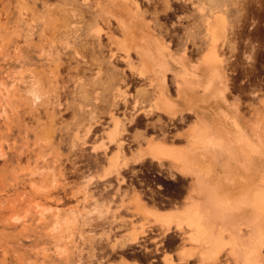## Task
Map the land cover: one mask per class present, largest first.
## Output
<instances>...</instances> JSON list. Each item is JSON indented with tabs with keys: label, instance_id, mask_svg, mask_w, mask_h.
<instances>
[{
	"label": "rangeland",
	"instance_id": "374dc122",
	"mask_svg": "<svg viewBox=\"0 0 264 264\" xmlns=\"http://www.w3.org/2000/svg\"><path fill=\"white\" fill-rule=\"evenodd\" d=\"M131 1L0 0V264H264V242L256 247L264 221L250 205L254 190L264 188V0L260 7L248 0H137L134 12L148 26L135 39L117 22ZM218 1L230 35L211 80L197 7L203 3L207 13ZM151 79L177 118L156 108ZM117 88L128 92L126 104L112 105ZM141 90L149 94L136 110L131 103ZM110 110L125 128L112 142ZM203 128L225 144L212 141L192 164L223 202L225 218L212 219L211 235L223 229L215 255L188 239L186 228L172 223L167 231L148 213L159 211L142 202L167 206L183 198L174 209L184 208L194 175H182L169 158L135 154L148 139L184 148L189 132ZM118 146L120 165L111 166ZM202 196L194 195L204 202ZM136 197L146 210L138 213L152 218L139 225L128 205L134 208ZM232 236L235 246L227 242ZM249 247L256 253L245 263Z\"/></svg>",
	"mask_w": 264,
	"mask_h": 264
},
{
	"label": "bare ground",
	"instance_id": "6f19581e",
	"mask_svg": "<svg viewBox=\"0 0 264 264\" xmlns=\"http://www.w3.org/2000/svg\"><path fill=\"white\" fill-rule=\"evenodd\" d=\"M248 1L251 4L253 5L255 4L256 6L258 5L260 7L262 0H248ZM198 4H200V6L197 7L198 8L197 10L200 13L199 16H201V18L203 19V28L205 30L204 37L208 41L207 43L208 47L206 51L203 53L202 57L204 59V62L207 68L210 69L212 67L211 72L209 74L212 80L215 77H218V73H219L218 66H221L224 63V56H223L224 48L226 45V40L228 39L230 35L228 31L229 29L228 15L226 11L224 10V3L221 1H218V4L213 3L215 6H209L207 13L204 12L205 11L204 4L199 3V2ZM248 4L247 5L244 4L243 7L241 9L239 7V9L241 11L246 12V10L248 9ZM131 6H132L131 10H126V8L120 9V14H119L120 17L117 18V22L121 30H123V27L128 26V28L133 34V39H135V35L137 34V32H139L140 30H145L144 25L148 26V23L144 22L141 13L134 12V11L139 10L138 5H137V0H132ZM133 13H135L137 16L134 18V20L131 21L127 18L128 17L127 15L132 16ZM196 15H198V13ZM100 30L101 28L97 29V32ZM120 37L123 42H127L124 34ZM129 51H130L129 46L126 49H124V53L126 55L129 54ZM148 51L153 54V52H155V48H150ZM114 54L115 52H112L111 56H113ZM166 63L169 64L171 67H176V64H174L170 60H167ZM142 66H145L146 68V64L143 63ZM143 73L144 71L141 70L140 74L142 75ZM148 83H149V86H152L153 89L155 90L154 96H153V103L156 106V108L159 111H162L170 115L172 119L177 118L178 117L176 115L177 111H174V110L168 111V108L171 107V103H170V100H168L167 97L165 96L163 89L159 85L154 84L155 82H153V79H151ZM189 83L190 84L187 85L188 87L186 89H188L190 93L189 95H187V97L189 96L190 97L185 99V103H187L188 105L191 104V100H192L191 94L193 91L192 80L189 81ZM175 86H176L177 93H179L180 95L181 92L179 91V88L181 86V82L177 81L175 83ZM124 88L116 89V93L114 94L113 99H112V103L114 104L112 105H116L118 103V100L126 104L127 102L126 95L128 94V92ZM228 89H229V86H226L225 90L222 91V94L228 91ZM140 93L141 94L139 95V92H137L136 94L138 95V97L135 96L132 99L131 106L133 107V109L135 108L136 110H138L139 105L142 103L140 98L142 97L145 98L146 95L149 94L147 90L146 91L141 90ZM116 113L113 112L112 110L109 111L110 125H109V128L106 130V133H107V136L110 142L115 141L118 138V136L122 132L125 131L124 122L121 119V117H118L116 115ZM123 116L127 117L124 113H123ZM127 118H128V121H132V119H130L129 117ZM203 130H204L203 132H197V134L193 133V131H190L188 139H187V146H185L184 148H171V147L165 146L161 142L155 141V139H148L147 141L148 148L146 150L140 149L135 154H138V156L140 157L149 155L151 158H153L154 160L158 162L161 161V157L169 158L170 160H172L173 163L177 164V167L179 168V171L182 175L184 176L194 175V178H195L194 183H193L194 187L191 189L192 195L190 194L191 202H189L187 206H185L182 209H177V210L174 209L172 211L170 210L166 213H163V212L160 213V212H155V211H149L148 213L152 214L155 217L154 219L162 221L163 224L166 226L167 231L170 230V225L172 223H175L174 225L177 231H180L181 229L186 228L188 239H190L197 245L207 246V249H208L207 252L209 253V255H215L218 250V245L221 242H223L222 240L223 239L222 238L223 229L219 228V231L216 232L214 236L211 235L210 233L213 227L212 219H224L225 218L224 213L221 212L222 211L221 208H224L223 202L219 194L216 193L214 186H211L210 189L206 188L205 184L206 182L208 183V181L205 179V177L199 178V176H196L194 174L192 164H193L194 157H196V155H199L203 149L208 148V146L210 145V143H212V141H215V143L218 145H225V144L223 143L224 141L223 138L218 137V138L212 139L210 136L204 134L205 132L204 128ZM87 132H88V129H87ZM120 153H122V150H121V147L118 146L112 155L111 166H115L119 164ZM194 195H201V196L203 195L204 197L203 196L202 197L204 199V202H201L200 199L199 200L196 199ZM250 201H251L250 205L253 207L255 214L261 217V219L264 221V188L255 189L254 192L252 193V196L250 197ZM204 203L211 208H215V210L210 209L209 207H204ZM138 232H139L138 228L132 230L131 232L132 242H135L137 240ZM236 238L238 239V236ZM236 238L232 236L230 239L227 240V242L235 246L237 245ZM263 242H264V233L259 232L257 241H256V244H257L256 247L259 246ZM251 250H253L254 252H250ZM245 252L249 254L246 257L245 263L246 262L251 263L252 261L250 260L249 256L252 253L253 254L256 253L255 247H249L246 249ZM181 253H186V250L182 249ZM186 254L188 255L189 259L192 258V255L190 253L187 252ZM244 256L246 255L244 254ZM164 260L165 262H168V263L172 261L171 258L167 256L164 258Z\"/></svg>",
	"mask_w": 264,
	"mask_h": 264
},
{
	"label": "crops",
	"instance_id": "0c3cea01",
	"mask_svg": "<svg viewBox=\"0 0 264 264\" xmlns=\"http://www.w3.org/2000/svg\"><path fill=\"white\" fill-rule=\"evenodd\" d=\"M137 198H139V197H136L133 199V204H134V208L136 211H134V208L131 206V204L129 203V200H128L129 209L132 211L134 219H141V221H137L136 223H133L134 225H139L140 222L144 221L145 219H147V221L152 220L151 217L145 218L144 214L138 213V212H142V211H144L146 213V210L143 209V205L140 201V198H139V201H137ZM173 200H174V203H170L167 206H161V205H157L156 203H148L145 199L142 198V202H143V204H145V207L149 208L150 210L156 209L157 211L163 212V213H166L170 210L172 211V210H174V208H179L184 203L183 198H179V199L175 198ZM142 219H144V220H142ZM157 229L161 230L158 226H157Z\"/></svg>",
	"mask_w": 264,
	"mask_h": 264
}]
</instances>
